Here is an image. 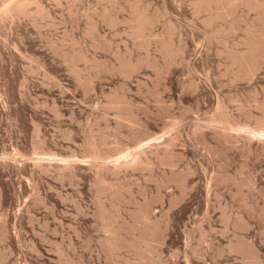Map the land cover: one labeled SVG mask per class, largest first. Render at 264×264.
Here are the masks:
<instances>
[{"label": "rangeland", "instance_id": "374dc122", "mask_svg": "<svg viewBox=\"0 0 264 264\" xmlns=\"http://www.w3.org/2000/svg\"><path fill=\"white\" fill-rule=\"evenodd\" d=\"M194 1L0 0V264H242L241 234L264 262V57L239 72L226 53L259 10L210 21ZM140 9L148 40L131 36ZM219 104L230 119L213 124ZM126 152L148 166L115 169Z\"/></svg>", "mask_w": 264, "mask_h": 264}, {"label": "bare ground", "instance_id": "6f19581e", "mask_svg": "<svg viewBox=\"0 0 264 264\" xmlns=\"http://www.w3.org/2000/svg\"><path fill=\"white\" fill-rule=\"evenodd\" d=\"M192 2H193V0H192ZM194 2L195 3L193 6H195V7H193V9L195 8L194 10L196 12L200 13V11H202V13H203V11H208L207 13H209L210 11L215 9L212 14L209 13L211 15L208 14L210 16L208 20L215 19V18H222V19L224 17L226 18V16L228 17V14H230V12L233 11V9L237 8L238 6L239 7L240 6H246V7L251 8V9L256 8L259 10L258 18L256 19L257 24L256 25L253 24V26L247 27L245 30V35H244L245 37L242 41L243 48L241 50H235V51L227 50V52H226L229 59H230L231 66L235 67V65H236V68L238 67L237 68L238 71L239 70L241 71L242 69H246L245 72H247V71L254 72L255 70H258L259 66L262 64L261 62L263 61V57H264V11L262 9V1L261 0H195ZM142 10L141 11L137 10L134 13L135 15L130 22L131 23V36L136 38V39H141V40L143 38L145 39V29H146V27H148L147 25H149L148 23L150 21V19L147 18L146 13ZM207 17L208 16H206L205 18H207ZM148 19H149V21H148ZM213 21H215V20H213ZM205 23H206V21H205ZM170 29H171V27H170ZM167 34H169V33L167 32ZM170 35L171 34H169V36ZM150 36H152V35H150ZM146 39L148 40V38H146ZM164 40L165 39L162 40L163 44L165 46V49L163 48L165 51L164 53H165V56H167L168 59H170L169 57H171V56L173 57V54H175V53L178 54V52H177L178 48L177 49L174 48L175 50L172 48L171 41L169 38H167L165 41ZM161 48H162V46H161ZM179 54H180V51H179ZM171 60L172 59H170V61ZM121 65L125 68V72H124L125 75L128 76L130 73H132L135 70L136 64L132 65L131 63L124 62ZM238 71H237V73H238ZM251 74H254V73H251ZM251 74H249V75H251ZM234 79H235V77H234ZM120 98L119 99L117 98V100H115L116 106H120L121 104H124V103H122ZM260 107H262V106H260ZM215 108H216V110H215L214 114L211 116V122L213 124H216V123L220 124L221 122L227 121V119H230V118H228L229 113L226 111V109L222 105L219 104ZM225 136H227V135H225ZM257 136H259V137L264 136V129L263 128L261 131L258 132ZM100 140L96 141L95 138H92L90 140V143L88 142L89 143L88 145H90L89 151H91L90 152L92 154L91 156L102 157L104 159V157H103L104 154L101 153V151H103V150L99 149V145H98ZM159 162L170 164L171 166L173 165V161L171 160V156H170V153L168 151L164 152L161 156H159ZM139 166H148V164L146 163L144 165H141V163H139V156L137 155V153L126 152L122 156L120 164L115 165L114 168L115 169H121V168H126V167H139ZM97 180H99L98 184H100V185H98V186L101 187L100 189L102 192H108V193L110 192V195L112 194V196L113 195L116 196V195L120 194L119 190H121V187H119L113 183L106 182L107 180L106 181L100 180V178ZM224 181H225V178H223V176H218L215 182L216 183H222ZM247 185L252 186L253 181L249 180L247 182ZM262 197L264 198V195ZM103 206H100V209H99L100 215L99 216H101L102 218H104L106 220H109V223H110L111 222L110 219H113L112 218L113 215L111 216L109 211H107ZM247 209H248V207H247ZM251 211L255 212L254 210H251ZM262 212H263V216H264V208H262ZM146 213H147L146 210L142 211V215L139 216L140 218L145 220V222L147 221L146 219L148 218V216H146ZM248 213H251V212H248ZM140 214H141V212H140ZM257 214L258 213H256V215ZM256 217L258 218V216H256ZM256 217H254V218H256ZM259 217H260V215H259ZM104 219H102V220H104ZM241 219L237 222L238 224L236 223L237 224L236 227L241 231L247 230L249 224L247 225V223L243 222L242 221L243 219L242 220ZM106 220H104V221H106ZM139 220H141V219H139ZM143 220H141V221L143 222ZM225 220H226V222H228V218H225ZM113 222H114V220H113ZM260 222H261V220H260ZM113 224H115V223H111L110 226H112ZM108 227H109V224H108ZM115 229H117V228H114L112 230L109 229L110 233H108V236L104 240V243L106 244V246H108L110 248V251L111 250L115 251L118 248H121V243H122L120 241L121 237L119 238V235H117L118 233L115 231ZM145 238L142 237V238L138 239L139 243H138V245L136 244L137 245L136 250L138 252H141L140 255L141 254L142 255L149 254L150 249H151L149 242ZM253 243L254 242H249V240H247L246 237L243 234H241L239 236H236V239L234 240L233 243H229V245H230L229 251L234 252V254L235 253L239 254L242 258V264H264V262H262V260L259 257V251H258L259 249L257 250V248H256L257 246L255 247V245ZM140 246H142V247H140ZM130 247L132 248V244ZM133 247H134V245H133ZM241 258H240V260H241Z\"/></svg>", "mask_w": 264, "mask_h": 264}]
</instances>
